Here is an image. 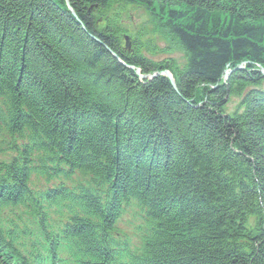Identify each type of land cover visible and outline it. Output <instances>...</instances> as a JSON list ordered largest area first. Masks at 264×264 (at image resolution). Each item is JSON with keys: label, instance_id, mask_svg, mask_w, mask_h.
Returning a JSON list of instances; mask_svg holds the SVG:
<instances>
[{"label": "trees", "instance_id": "1", "mask_svg": "<svg viewBox=\"0 0 264 264\" xmlns=\"http://www.w3.org/2000/svg\"><path fill=\"white\" fill-rule=\"evenodd\" d=\"M130 6L169 47L126 48L112 12ZM263 84L264 0H0L1 104L22 126L9 129L139 196L162 233L144 264H264ZM0 264H29L2 233Z\"/></svg>", "mask_w": 264, "mask_h": 264}, {"label": "rangeland", "instance_id": "2", "mask_svg": "<svg viewBox=\"0 0 264 264\" xmlns=\"http://www.w3.org/2000/svg\"><path fill=\"white\" fill-rule=\"evenodd\" d=\"M116 12H112L113 14H115L117 18L116 20H119L120 23L125 27V30H127V33H125L124 37L127 43L126 48L128 50L131 51L134 49L136 45L135 39H136V36L138 35H140V39H141L140 41L142 42V47L145 46L146 43L149 41H150V44L148 47H150L153 44H156L159 47L161 46V48L169 47V42L166 41V39L164 38V35L161 29L158 27L157 22L154 21V19L150 16V14L143 8L136 7V6L135 7L130 6L126 8L125 11L123 12H120V13H116ZM112 13H109V15L110 14L112 15ZM145 54L148 57L158 58L159 60L169 59L171 57H174L179 62L183 60V55L180 50H174L172 53H166V54L160 53L159 55L158 53H156L154 55L148 49V51H146ZM170 74L171 73H165L162 75L170 77L171 76ZM261 88L264 89V84ZM230 101L231 102L228 106V110L230 111L229 113H233L239 109V105L242 100L240 97H233L231 98ZM94 176H95L94 186L96 187V189H98V185H97L98 180L95 174ZM20 195L22 194L20 193ZM117 197L118 199L116 200ZM123 198H124V195L114 196L113 199H115V202H114L115 213L114 215L112 214L113 216H119L124 210ZM127 200H130V199L128 198ZM78 205L79 204L76 203V206ZM95 206H96V202H95ZM135 214H136V211H132L130 214L124 215L122 219L127 223V219H133ZM160 229L156 228V231L154 230L151 231V237L153 240H151L150 242L153 243L155 240H157L160 237V235L162 234ZM148 250L149 248L147 249V251Z\"/></svg>", "mask_w": 264, "mask_h": 264}, {"label": "bare ground", "instance_id": "3", "mask_svg": "<svg viewBox=\"0 0 264 264\" xmlns=\"http://www.w3.org/2000/svg\"><path fill=\"white\" fill-rule=\"evenodd\" d=\"M167 72H170L168 69H166V70H163V72H160V74L162 75V74H165V73H167ZM224 79L225 80H227V77H224ZM1 101H3V97L2 96H0V116L2 115V116H4V117H6V121H5V123H3L2 125L4 126V129L7 131L9 128H13V129H19V128H21L22 126H19V125H17L16 123V121H17V111H16V108L14 109V108H12L11 110L10 109H8V108H6L5 106H3V104H1ZM24 106V104H20V109H21V107H23ZM23 112H25L26 114H28V111L26 110V111H23ZM15 123V124H14ZM1 126V125H0ZM14 126H15V128H14ZM16 127H18V128H16ZM11 149L13 150V151H16L13 147H11ZM16 154L14 153V156H15ZM54 159H55V157H54ZM13 165H15V166H13V165H11L10 167L9 166H7V165H3L4 167L3 168H7L9 171H10V173H11V175H6V177L4 178V181H8V182H15V181H12L11 179H10V177L12 176V175H24L25 173H28L29 171H31V169L30 168H27L26 166H23V165H19V164H14V163H12ZM10 168H12V169H14V170H11ZM131 196L135 199V200H133L132 202H135L136 200V202H138L143 208H145L147 211H148V213H150V208H149V206L139 197V196H137V195H132L131 194ZM15 201L17 202V203H15V205H21V207H23L24 209H28L27 211L29 212V213H31V214H33L32 212H34L32 209H29V205L30 204H26V203H23V202H20V199L18 198V199H15ZM33 203H35V204H38V205H41L42 207H39L38 209H37V211H41V212H43L44 214H52V211H54V212H58V211H60L59 210V207H57V206H50L49 204H47L46 202H44L43 200H36L35 202H33ZM10 206H12V207H14V204L12 203L11 204V202H10ZM95 212H97L96 210H108L109 209V207H106V206H102V208H100L99 206H97L96 207V209L95 208H92ZM90 214V213H89ZM89 214H87V215H89ZM34 215V214H33ZM93 215H96L95 213L93 214ZM86 216V215H85ZM27 219H33L32 218V216H28V217H26ZM43 221H48L47 219H45V220H43ZM84 221H87L88 223L90 222V218H84ZM77 223H81V224H83L82 222H80V221H76ZM125 223V222H124ZM130 223H132V225H138V226H140L139 228H140V231H145V232H149V230H143L142 228L143 227H148V225H149V222H148V220L144 217V216H135L133 219H127V224H130ZM80 224V226L79 227H77V231H78V233L74 230V228H73V231H74V233L76 234V235H82L83 236V239H90V238H88L89 236L91 237V235H92V229H90L89 227H87L85 224H83V227H82V225ZM0 225H1V223H0ZM51 227L52 228H56L57 226H55V225H51ZM154 231H156V229H153ZM40 247H41V245H39ZM16 249L17 250H23V248H24V245L23 244H21V243H18L16 246ZM119 251L118 250H114L113 251V253H114V262H115V264H125L124 262H122V261H120V260H118V255H117V253H118ZM91 255H92V257L94 258V257H96V255H95V250H93V251H90L89 252ZM112 253V252H111ZM48 255L49 254H51V251H48V253H47ZM87 255H88V252H87ZM89 260H91V259H89Z\"/></svg>", "mask_w": 264, "mask_h": 264}]
</instances>
